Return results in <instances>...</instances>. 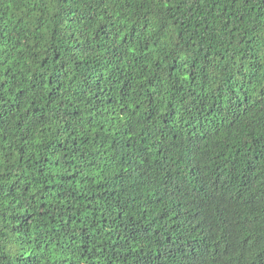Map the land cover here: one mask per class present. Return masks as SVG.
I'll use <instances>...</instances> for the list:
<instances>
[{"label":"trees","instance_id":"16d2710c","mask_svg":"<svg viewBox=\"0 0 264 264\" xmlns=\"http://www.w3.org/2000/svg\"><path fill=\"white\" fill-rule=\"evenodd\" d=\"M0 264H264V0H0Z\"/></svg>","mask_w":264,"mask_h":264}]
</instances>
